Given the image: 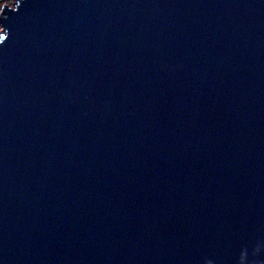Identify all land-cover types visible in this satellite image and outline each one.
Instances as JSON below:
<instances>
[{"label": "water", "instance_id": "95a60500", "mask_svg": "<svg viewBox=\"0 0 264 264\" xmlns=\"http://www.w3.org/2000/svg\"><path fill=\"white\" fill-rule=\"evenodd\" d=\"M0 22V264H264V0Z\"/></svg>", "mask_w": 264, "mask_h": 264}, {"label": "rangeland", "instance_id": "374dc122", "mask_svg": "<svg viewBox=\"0 0 264 264\" xmlns=\"http://www.w3.org/2000/svg\"><path fill=\"white\" fill-rule=\"evenodd\" d=\"M14 4H15V0H0V15L2 13V8L4 6L14 7ZM3 30L4 28L0 22V35L1 33H3Z\"/></svg>", "mask_w": 264, "mask_h": 264}, {"label": "snow or ice", "instance_id": "6c2138e0", "mask_svg": "<svg viewBox=\"0 0 264 264\" xmlns=\"http://www.w3.org/2000/svg\"><path fill=\"white\" fill-rule=\"evenodd\" d=\"M4 20H8V19H4ZM0 39H4V40H6L7 37H6V36H3V37H0Z\"/></svg>", "mask_w": 264, "mask_h": 264}]
</instances>
